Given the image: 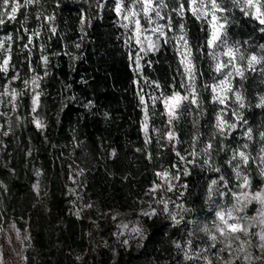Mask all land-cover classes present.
I'll list each match as a JSON object with an SVG mask.
<instances>
[{
    "label": "clouds",
    "instance_id": "9594fccd",
    "mask_svg": "<svg viewBox=\"0 0 264 264\" xmlns=\"http://www.w3.org/2000/svg\"><path fill=\"white\" fill-rule=\"evenodd\" d=\"M0 264H264V0H0Z\"/></svg>",
    "mask_w": 264,
    "mask_h": 264
},
{
    "label": "trees",
    "instance_id": "16d2710c",
    "mask_svg": "<svg viewBox=\"0 0 264 264\" xmlns=\"http://www.w3.org/2000/svg\"><path fill=\"white\" fill-rule=\"evenodd\" d=\"M114 18V14H110L109 16V22L111 19ZM61 23H63V20H61ZM34 26V25H33ZM72 28H73V31H75V25L73 24L72 25ZM13 27L11 25L7 26L5 28V32H9V31H13ZM25 40L28 39L27 36L24 37ZM114 42V41H113ZM52 46L54 48H56L57 50H60L62 48V45L56 41V40H53L52 41ZM167 51V49H166ZM109 55L115 57V52H110ZM60 59L62 61L65 60V57L62 55L60 57ZM88 59L89 61L93 64V67H88L87 65L85 64H81L79 66V69H78V73H77V78H79V72L80 71H87V72H90V73H94L95 74V60H94V57L91 55V48H89V55H88ZM101 63H106L103 58H101ZM27 66L25 65V68ZM146 71V74L148 75H152L151 72H149L147 69L145 70ZM115 75L116 77V86H121L122 88L124 89H127L129 84L133 82V73H132V68L127 64V61L124 60V61H121V60H113L112 63L110 64V66L108 67L107 69V73L105 74L109 79L111 78L112 75ZM56 75L57 76H62L64 78L67 77V64L65 62L64 64V67L60 70H58L56 72ZM175 75L174 72L172 73H169L167 69L164 70V72L161 74L160 76V79H162L163 81H165V85L167 86L168 83L171 82V79L172 77ZM101 77L99 74H97V80H100ZM107 82V81H105ZM178 86V85H177ZM136 90V86H135V83H132V88H131V92L129 93H126L124 98L129 100V108H128V114L127 116L125 117V119L127 120L128 117H135L137 120L139 119V110L134 108L132 106V102H131V99H130V96L132 93H134ZM103 98V97H102ZM108 99H112L111 96H108ZM87 131L89 132L90 136L93 138V140L95 139L96 136L100 135L101 132H100V129L97 127L96 130L94 131L93 128L91 126L88 127ZM133 136H134V133H133ZM122 138L117 136V141H120ZM44 159H45V163L46 165H51V162L48 160L47 158V155L45 154L44 156ZM59 164L56 165V168H57V171H59ZM65 172H66V176L65 178L67 179V166H65ZM95 186H99V182L96 183ZM64 213H61V215H63ZM88 226V222L87 221H83L82 223H78L75 218H72L69 223H68V231H69V234H70V238L72 240H75L76 236L80 234V230H81V227H87Z\"/></svg>",
    "mask_w": 264,
    "mask_h": 264
},
{
    "label": "snow or ice",
    "instance_id": "6c2138e0",
    "mask_svg": "<svg viewBox=\"0 0 264 264\" xmlns=\"http://www.w3.org/2000/svg\"><path fill=\"white\" fill-rule=\"evenodd\" d=\"M145 2H146V4L148 3V2H150V0H145ZM6 62V61H5Z\"/></svg>",
    "mask_w": 264,
    "mask_h": 264
},
{
    "label": "rangeland",
    "instance_id": "374dc122",
    "mask_svg": "<svg viewBox=\"0 0 264 264\" xmlns=\"http://www.w3.org/2000/svg\"><path fill=\"white\" fill-rule=\"evenodd\" d=\"M88 222V221H87Z\"/></svg>",
    "mask_w": 264,
    "mask_h": 264
}]
</instances>
